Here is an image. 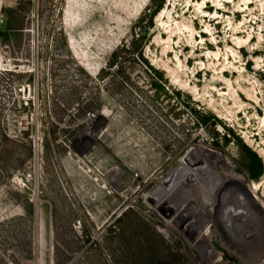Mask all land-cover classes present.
Segmentation results:
<instances>
[{"label": "rangeland", "instance_id": "1", "mask_svg": "<svg viewBox=\"0 0 264 264\" xmlns=\"http://www.w3.org/2000/svg\"><path fill=\"white\" fill-rule=\"evenodd\" d=\"M158 2L0 0V264H264V0Z\"/></svg>", "mask_w": 264, "mask_h": 264}, {"label": "bare ground", "instance_id": "2", "mask_svg": "<svg viewBox=\"0 0 264 264\" xmlns=\"http://www.w3.org/2000/svg\"><path fill=\"white\" fill-rule=\"evenodd\" d=\"M195 152V151H194ZM195 154H196V152L195 153H193V152H191V158H193L194 156H195ZM185 162H186V160H185ZM184 163L183 162H180V166H179V169L178 170H176L173 174H171V176H169V178L166 180V182H168V181H172V182H170L169 183V186L168 187H170L169 188V190H168V193H170L173 189H174V187L176 186V184H177V181L178 180H180L184 175H185V173L186 174H188V177H186V178H184V180H183V182L181 183V184H179V186H177V189H176V191L173 193V194H170L168 197H167V199L165 200V202H163V207L164 208H166V207H169V206H167L169 203L171 204V203H173V207H175L174 208V210H172V212H176L175 214H177V213H180L181 211H182V209L184 208L183 207V205L184 204H187V203H189L188 201H190V203L189 204H192V205H194V206H196V205H199V206H205V205H207V206H209V207H211L212 205H213V202L211 203V204H206L205 202H202V203H200L199 202V196H204L205 195V188H204V186L202 185V183H200L201 181H199L197 178H198V176L196 175V174H192L191 173V171H190V169L188 168V169H186V164H184V166L185 167H183L182 165H183ZM181 172V173H180ZM177 176V177H176ZM192 176V179L190 178V177ZM177 178V179H176ZM190 178V179H189ZM185 182H186V184H188V185H191V186H193V188H191V187H183L184 185H185ZM252 190L253 189H255L254 187H250ZM184 190H187V191H184ZM197 191H198V193H197ZM251 191V190H250ZM183 192H188L190 195L189 196H187V198H182L183 200H181V196H183L182 194H183ZM253 192V191H252ZM259 192V191H258ZM202 193V195H200V194ZM208 193V192H207ZM160 195L158 196V194H157V192L155 193V195H151V196H149V198H147V201H148V204H150V206H152V207H155L157 204H159V202L160 201H162L163 199H164V197L166 196V194L165 195H162V193H159ZM186 196V195H185ZM202 196V197H203ZM188 204V205H189ZM160 205V204H159ZM198 206V207H199ZM200 208V207H199ZM242 208H244V207H242ZM169 209V208H168ZM185 209V208H184ZM190 209V208H189ZM264 210V209H263ZM183 212V211H182ZM202 213L204 214V213H206V212H203L202 211ZM202 213H201V211L198 213V216H199V214H200V216H202ZM236 214H241V215H238L239 217H241V221L243 220V221H245V219H247L245 216H250L251 215V212L247 209V208H245L244 210H240V211H238V212H235ZM233 214V213H232ZM174 215V214H173ZM182 215V214H181ZM189 215V214H188ZM188 215H185V214H183L181 217H183V219L184 218H187V219H189V218H191V216L190 217H188ZM199 216V217H200ZM205 217H207V215L205 216ZM230 218V217H229ZM232 218V217H231ZM182 219V218H181ZM228 219V218H227ZM238 220V219H237ZM190 221V220H189ZM228 221V220H227ZM243 221H242V223H243ZM179 222H180V220H179ZM188 222V221H187ZM169 223V222H168ZM245 223V222H244ZM244 225V224H243ZM186 228V232L188 233V234H194V233H196L197 231H198V228H199V226L197 227V226H193V228L192 227H185ZM231 228H232V225H231ZM180 229V228H179ZM182 229V228H181ZM229 229V228H228ZM223 232H225L226 233V230L224 229V230H222ZM186 232H184V233H186ZM199 232V231H198ZM232 233L233 232H235L234 230H232L231 231ZM260 232V231H259ZM165 233V232H164ZM197 235H202V234H199V233H197ZM185 236V235H184ZM190 237V236H189Z\"/></svg>", "mask_w": 264, "mask_h": 264}, {"label": "trees", "instance_id": "3", "mask_svg": "<svg viewBox=\"0 0 264 264\" xmlns=\"http://www.w3.org/2000/svg\"><path fill=\"white\" fill-rule=\"evenodd\" d=\"M161 2L162 0H159V2L157 4L155 3H151V5L153 7H150L149 11H148V14L147 16L149 17V20H150V17L155 13V11L159 8V6L161 5ZM144 17L141 16L137 21L136 23L133 25L132 27V34H131V38H130V42H129V45H130V49L131 50H134L133 48V45L136 41H140L143 39L144 37V34L146 32V28L148 25H142V22H143V19ZM135 36V37H134ZM123 46L125 45H122L121 46V50H123ZM116 54H117V51L113 52L112 54V58L113 60H115L116 58ZM135 56H138L141 58V53L138 51V52H135L134 53ZM154 75L157 74V71L152 69L151 67H149ZM158 78V77H157ZM154 89H155V92L157 93L159 90H162L163 86L160 85V84H157V83H154L153 85ZM201 121L204 123L206 118L205 117H202L201 115ZM245 155L248 159V168L250 170V174H251V178L253 179H256L262 172L263 168H262V165H261V162H260V159L256 156V154L254 152H252L251 150L249 149H245Z\"/></svg>", "mask_w": 264, "mask_h": 264}, {"label": "water", "instance_id": "4", "mask_svg": "<svg viewBox=\"0 0 264 264\" xmlns=\"http://www.w3.org/2000/svg\"><path fill=\"white\" fill-rule=\"evenodd\" d=\"M263 81H264V76L262 77Z\"/></svg>", "mask_w": 264, "mask_h": 264}]
</instances>
